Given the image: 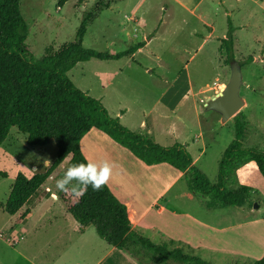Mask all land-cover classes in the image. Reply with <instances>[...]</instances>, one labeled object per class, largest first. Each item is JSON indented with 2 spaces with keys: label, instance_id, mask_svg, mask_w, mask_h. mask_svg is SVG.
I'll return each mask as SVG.
<instances>
[{
  "label": "rangeland",
  "instance_id": "1",
  "mask_svg": "<svg viewBox=\"0 0 264 264\" xmlns=\"http://www.w3.org/2000/svg\"><path fill=\"white\" fill-rule=\"evenodd\" d=\"M107 4L110 7L87 26L84 47L116 53L150 41L134 60L78 62L68 72L77 87L100 99L110 114L129 108L127 116L142 117L147 123L142 133L160 144H187L195 165L217 182L220 159L235 138V120L223 123L220 114L208 110L205 103L228 84L231 62L236 60L241 63L244 100L238 114L247 122L242 143L264 152V0H205L195 14L174 0H68L61 6L58 0H21L20 11L29 28V53L40 59L48 49L53 52L73 41L84 16L97 15ZM208 25L213 27L212 34ZM229 30L234 38V59L228 58L225 49L220 50ZM250 56L257 60L248 62ZM56 155L55 142L32 147L26 134L11 128L0 146V170L7 173L0 176V203L8 200L19 172L30 176L41 171ZM68 167L69 159L37 193H49V197L14 245L8 244L14 217L0 208V264H31L34 259L51 264L59 254L58 264H72L75 257L80 264H93L108 247L95 227L88 226L83 238L80 236L81 250L63 253L71 239L68 228L75 219L63 220L67 210L51 194L58 195L55 181ZM238 179L254 188L248 202L210 209L203 196L183 195L188 190L184 176L164 198L167 208L179 215L172 218L165 213L159 223L167 235L153 233L151 240L167 242L171 248L180 246L214 264H254L264 256V178L256 163L248 162L238 171ZM234 184L229 181L228 187ZM46 209L41 221L38 216ZM188 224L195 226L193 231L184 229ZM123 253L126 264H140L128 252ZM150 255L143 256L145 264H155Z\"/></svg>",
  "mask_w": 264,
  "mask_h": 264
},
{
  "label": "trees",
  "instance_id": "2",
  "mask_svg": "<svg viewBox=\"0 0 264 264\" xmlns=\"http://www.w3.org/2000/svg\"><path fill=\"white\" fill-rule=\"evenodd\" d=\"M68 0H58L61 6ZM21 0H0V146L11 128L26 134L29 146L43 147L55 142L57 155L53 162L32 175L19 172L8 200L0 208L10 214L20 213L22 222L30 213L34 197L49 180L53 172L67 159L70 166L84 162L81 139L92 128L106 133L111 139L131 151L147 165L168 163L185 175L188 190L203 196L210 209L239 206L248 202L254 188L237 180V170L248 162H255L264 178V152L243 146L247 122L244 115L236 114L235 138L225 149L218 171V181L212 182L194 163L192 154L183 144L163 146L148 135L133 131L113 117L103 102L77 87L68 72L78 63L91 59L119 60L131 56L143 46L137 43L118 53L101 52L86 48L83 39L87 26L110 5H104L96 14L87 13L73 41L58 50H47L40 59L27 49L28 24L20 11ZM223 40L229 59H234V38L231 30ZM248 62L257 59L250 56ZM241 65V63L239 62ZM0 176L7 173L0 170ZM233 181V187L228 182ZM58 197L66 210L79 222L80 230L94 226L99 237L109 245L128 252L140 264L143 256L152 254L155 264L170 261L181 264H214L197 254L185 252L182 247L171 248L167 242L155 243L132 228L131 212L111 191L107 183L94 191L89 185L77 195L69 190H59ZM142 255V256H141ZM151 256V255H150ZM237 264V263H233ZM254 264H264V256Z\"/></svg>",
  "mask_w": 264,
  "mask_h": 264
},
{
  "label": "crops",
  "instance_id": "3",
  "mask_svg": "<svg viewBox=\"0 0 264 264\" xmlns=\"http://www.w3.org/2000/svg\"><path fill=\"white\" fill-rule=\"evenodd\" d=\"M174 1L178 4L180 3V5L187 10L191 9L192 13L195 14L197 9H199V7L201 6L202 2L205 0ZM103 10H105V8ZM103 10L98 14V16L103 12ZM206 24L210 23L207 22ZM208 26L212 28L210 32L212 34L213 27L211 25ZM149 41L150 39H148L147 42H141L143 46L138 48L131 56H129L128 60H134L137 54L143 51ZM147 71L151 70L146 69V72ZM205 88L206 87H203V89ZM171 102L175 103L174 100ZM129 112V108H123L122 111L111 112V114L119 117L122 124L127 128L142 133L141 130L147 128V123H145V120L142 117H136V119H134L132 116H127ZM136 121H138V125L134 124ZM198 124L200 127V120ZM175 132H177V130L174 128L172 130V134L175 135ZM199 135L202 136L203 133L200 132ZM153 141L159 143V141L157 140ZM184 145L187 147V144ZM81 149L87 159L93 160L97 163H101L107 160L112 165L110 178L107 181V185L115 194V196L121 202L125 203L128 206L131 212L132 228L138 233H142L148 238L150 237V239L153 233H157L162 236L167 235L165 230L162 228V225H160L159 219L165 213L170 214L172 218H177V215L179 214L176 210H170L167 208V204L165 203L164 198L167 197L170 190L173 189V187L177 183L183 180L186 172L179 171L168 163L147 165L142 160L137 158L127 148L121 146L116 141L111 139L106 133L97 128H92L87 134L83 136V138L81 139ZM242 167L237 170V180L239 183L240 181L238 179V171ZM185 194L189 198H194L195 196V194L191 193L189 190H187V192H185L183 195ZM51 196L55 199H59L57 194L53 193L51 194ZM48 197L49 193L44 196L36 195L32 204L29 206L30 213L22 222H17L18 214L11 215L14 217L15 222L10 226L11 234L10 239L8 240V244L14 245L24 237V233L27 232L26 227L28 226L29 222L35 219L36 210L40 205L44 203L46 199H48ZM176 197H178V195H176ZM47 212L48 209L44 211V214H40L38 216L41 221L44 220ZM67 212L68 211H65V213L62 214L64 221L71 220L69 216L72 215ZM194 228L195 226L190 224L184 227L186 231H188L189 229H192L193 231ZM68 229L71 231V233L69 234L71 239L69 243H67V249L63 250V253L69 252L75 254L71 251L73 249L75 252L81 250L82 243L80 241V236H82L83 238L86 233V228L81 231L80 224L75 219V221H71L70 228ZM76 236L78 237L76 238ZM166 238L168 239V237ZM61 255L62 254H59L57 260L52 258L51 264H58L60 261H58V259L61 257ZM125 258L126 257L125 253H123V250H119L116 247L108 244V247L103 249L102 255L99 256L93 264H126ZM31 264L46 263L44 260L37 261L36 259H34ZM72 264H80V261L75 257L74 263Z\"/></svg>",
  "mask_w": 264,
  "mask_h": 264
},
{
  "label": "clouds",
  "instance_id": "4",
  "mask_svg": "<svg viewBox=\"0 0 264 264\" xmlns=\"http://www.w3.org/2000/svg\"><path fill=\"white\" fill-rule=\"evenodd\" d=\"M111 167L107 160L97 163L86 158L84 162L68 167L62 177L55 181V187L62 192L68 191L70 187L77 195L82 194V188L89 185L94 191H98L109 180Z\"/></svg>",
  "mask_w": 264,
  "mask_h": 264
},
{
  "label": "water",
  "instance_id": "5",
  "mask_svg": "<svg viewBox=\"0 0 264 264\" xmlns=\"http://www.w3.org/2000/svg\"><path fill=\"white\" fill-rule=\"evenodd\" d=\"M242 68L238 61L231 62V77L228 84L217 94L206 98L208 110L216 111L221 116V121L226 123L240 112L244 106L241 96Z\"/></svg>",
  "mask_w": 264,
  "mask_h": 264
},
{
  "label": "built area",
  "instance_id": "6",
  "mask_svg": "<svg viewBox=\"0 0 264 264\" xmlns=\"http://www.w3.org/2000/svg\"><path fill=\"white\" fill-rule=\"evenodd\" d=\"M0 236H1V234H0Z\"/></svg>",
  "mask_w": 264,
  "mask_h": 264
}]
</instances>
